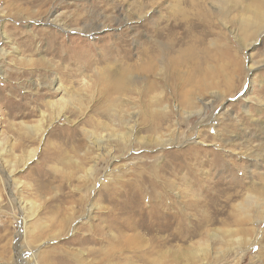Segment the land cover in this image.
Here are the masks:
<instances>
[{
    "label": "rangeland",
    "instance_id": "1",
    "mask_svg": "<svg viewBox=\"0 0 264 264\" xmlns=\"http://www.w3.org/2000/svg\"><path fill=\"white\" fill-rule=\"evenodd\" d=\"M249 1L0 0V264H28L29 253L32 264H264V215L240 214L233 225L241 197H227L252 186L244 176L230 182L250 161L229 152V141L264 144V28L241 23ZM142 3L148 15L138 19ZM171 11L198 21L177 30L175 52L164 31L156 74H146L158 37L150 23L158 27L159 12ZM116 63L144 83L107 99L100 80ZM66 88L82 99L69 101ZM128 130V145L110 138ZM257 152L264 156V147ZM254 171L261 187L264 158ZM173 186L197 193L208 218L190 213ZM204 219L212 233L231 235L192 236Z\"/></svg>",
    "mask_w": 264,
    "mask_h": 264
},
{
    "label": "bare ground",
    "instance_id": "2",
    "mask_svg": "<svg viewBox=\"0 0 264 264\" xmlns=\"http://www.w3.org/2000/svg\"><path fill=\"white\" fill-rule=\"evenodd\" d=\"M140 2V1H139ZM141 3V2H140ZM145 4H147V3H145ZM145 4H143L142 3V5H140V15H138V19H142V16L143 15H148V9H147V5L145 6ZM151 4V3H150ZM245 6L246 7H243V10L245 11V16L243 17V19H242V21H241V23L243 24V25H245L246 27H248V26H250L252 29H255L256 31H260L261 29H263L264 28V7L261 5V2H260V0H250L249 2H247L246 4H245ZM149 8V7H148ZM169 8H171V9H175V6L174 5H172V4H170L169 5ZM139 14V13H138ZM135 15V14H134ZM183 15V14H182ZM180 16V18H179V16H178V14L176 15V13H173L172 11H171V15H167V14H164V13H161V12H159V17H158V19H157V25H158V27H154L153 25H155L154 23H150V27H149V31L151 30H158V37H154L155 39L153 40V42H151V43H153V46H152V48H151V51L154 53V56H152V55H150L149 54V52H150V50H149V52H148V62L146 61V64H147V66H149V67H147L146 68V66H145V69H143V71H145L146 72V74H152V75H155L156 74V72H155V69H157L156 67H155V65H153V64H156V63H158V60H159V57H161V53H163V51H164V49H161V46H162V39H161V37L163 38V36H164V31H166V33H169V35L167 36V38L169 39V40H172L173 38H175V39H178L177 37L178 36H176L177 35V30L178 29H180V28H186V27H188V28H191V27H193V26H195V24H196V21H198V20H195V18L194 19H191V20H189V18H188V16L187 15H185V13H184V15L183 16ZM145 17V16H144ZM125 18V17H124ZM127 18V17H126ZM133 20H134V18H133ZM130 21V20H129ZM52 22H54V24L57 26V27H59V28H61V29H63V30H66L62 25H60V24H58V22H61L60 20H57V18L55 17L53 20H52ZM151 24H153V25H151ZM72 31H75V32H78V33H84L85 31H84V29H82V28H78V29H76L75 30V28H74V30H71V31H69V32H72ZM154 32H156V31H154ZM153 32V33H154ZM3 38V37H2ZM4 38H5V41H7L6 43H8V39H7V37L4 35ZM174 40V39H173ZM172 40V41H173ZM178 40H175V42L173 41V43H174V45L172 46V50L175 52L176 51V42H177ZM11 43V42H10ZM150 43V44H151ZM166 43V42H165ZM172 44V43H171ZM161 45V46H160ZM149 47V46H148ZM148 47H147V49H148ZM3 48V47H2ZM14 48V47H13ZM171 49L169 48V50L168 51H170ZM171 50V51H172ZM5 51H6V49H5ZM2 52V51H1ZM18 52V51H17ZM9 53V52H8ZM172 53V52H171ZM6 54V53H5ZM147 55H145V56H147ZM115 62V61H114ZM114 62H112L111 61V64H113ZM32 63V62H31ZM34 63V62H33ZM30 64V63H29ZM38 64V63H37ZM43 65L44 66V61L43 62H41L39 65ZM46 64V63H45ZM160 64V63H159ZM32 65H35V64H32ZM41 65V66H42ZM118 64L116 63L114 66H111L110 65V67H108L107 69H103L104 70V72H103V74H102V76H103V79H101L100 80V83H101V85H102V92H103V95H104V97L105 98H107V99H109V98H111L113 95L116 97V96H119V98L120 97H122L123 95H125V93H128L129 91L131 92V91H133V88H135V87H139V86H137V82H139L140 81V83L142 84V83H144V81H143V78H141L140 76L139 77H136V78H134L135 76H133V71L131 70L130 71V69H128V71H129V73L131 74V75H129V74H127V73H124V74H121L120 72H119V70L117 69L118 68ZM161 66V65H160ZM159 66V67H160ZM158 71H160V72H162V67H160V69L158 68ZM30 73V72H29ZM119 75H121L122 77H120ZM131 77H129V76ZM124 77H126V78H128V79H124ZM111 79H112V81H111ZM49 87V86H48ZM62 84L58 87V89L57 90H62ZM65 89V88H64ZM207 89V88H206ZM137 91H138V89H136ZM65 91V93L67 94V96H68V98H69V101H71V102H79L81 99H82V97H81V95H79V94H77V93H75L74 92V94H73V91H69V90H67V88H66V90H64ZM129 92V93H130ZM142 92V91H141ZM62 93V92H61ZM65 94V95H66ZM118 98V99H119ZM68 101V102H69ZM106 101V100H105ZM108 101V100H107ZM110 101V100H109ZM108 101V102H109ZM114 101V99L113 100H111L110 101V103L111 102H113ZM50 102V101H49ZM115 102V101H114ZM109 103V104H110ZM51 104H53V103H51ZM50 104V105H51ZM122 105V104H121ZM124 106V105H123ZM50 107V106H49ZM130 107V106H129ZM52 108V107H51ZM54 108H56L57 109V107H54ZM55 109V110H56ZM106 110V112L107 113H109V111L111 110L110 109V106H106V108H105ZM136 109V108H135ZM133 110V109H132ZM202 111V110H201ZM200 111V112H201ZM58 113V116H57V119L59 118V117H61V110H58L57 111ZM121 112H122V110H121ZM131 112V111H130ZM123 113V112H122ZM199 113V112H198ZM28 114V113H27ZM30 114H32V113H30ZM42 114V113H41ZM116 114V120H118V121H120V124H123V126L126 128L127 127V122H129V121H127L126 122V120L127 119H125V118H123V117H120L121 115H119L117 112L115 113ZM118 116V117H117ZM151 116V115H150ZM125 117V116H124ZM130 117V119L132 120V119H134V118H137V116H136V112L135 113H131V115L129 116ZM129 117H128V119H129ZM119 118V119H118ZM251 118L253 119V116H251ZM47 119V118H46ZM40 120V119H39ZM43 120V119H42ZM45 121V120H44ZM48 121V120H47ZM50 121V120H49ZM115 121V120H114ZM252 122H256V120H251ZM39 123V122H38ZM136 123V122H135ZM215 123V122H214ZM44 124V123H43ZM46 124V123H45ZM91 124V123H90ZM48 125V124H47ZM47 125H44V126H47ZM251 125H253V123L251 124ZM133 126H134V124H133ZM214 126V125H213ZM26 127V129H28L29 131H39L40 133L42 132V131H44L45 129L42 127V125L40 126H34V125H26L25 126ZM133 128V127H132ZM25 129V130H26ZM247 129L250 131V129H249V127H247ZM233 130H234V126H232V127H229V126H227V131L228 132H231V133H233ZM22 131V130H21ZM108 131V130H107ZM250 132H252V131H250ZM19 133V132H18ZM86 133V132H85ZM116 133V132H115ZM135 133V132H134ZM264 133V127H263V132H262V134ZM23 134V133H22ZM107 134V133H106ZM244 134V133H243ZM85 135V134H84ZM133 135V132L132 131H126V132H120V133H118V134H114L112 137H110V138H115V137H118L119 138V140L121 141V142H123L125 145H128L129 144V140L131 139V136ZM21 136V135H20ZM88 136V135H87ZM101 136V135H100ZM92 137V136H91ZM96 138V137H95ZM98 138H103V137H98ZM107 138V137H106ZM160 138V137H159ZM139 139H142V141H143V138H139ZM95 140V142H94V144H96V142H98L99 140L98 139H94ZM109 140V139H108ZM158 140V139H157ZM254 138L253 137H250V136H247V138L246 139H242L241 140V138H239V139H237V140H234V141H229V144L227 145V147L229 148L230 147V149H228V151L229 152H233V153H236L237 155H240L241 157V159L242 158H244V159H248L250 162H249V164L248 163H245V167H238L237 168V171L239 172L238 173V175H235V174H233V173H230V175L228 176L229 178H231V180H230V182H235V183H237V182H239V180H240V176H244L245 178H247V179H249L250 180V182H251V187H250V189H248L247 191H244V189H242V191L241 190H235L236 192H234V194L233 195H231V196H227V197H230L232 200L234 199V198H238V197H241V199L239 200V201H237L238 203L237 204H235V203H233V204H235L234 206H233V204H232V213H231V223L233 224V225H237L238 224V221H239V217H240V214H242L243 216H245V217H251V218H253L254 216H256V217H260V214H263L264 215V184L260 187V186H258L257 184H256V182L254 181V177H256L257 176V174L255 175V171H254V168L255 167H257V166H259V164H260V162L263 160V158H264V156L263 155H261L260 153H258L257 151L259 150V148H263L264 147V144H259V145H262V146H258V149H255L252 145H251V142H253L254 143ZM160 141V140H159ZM102 142V141H101ZM107 142H109V141H107ZM139 143V142H138ZM244 143H247L248 144V146H247V148L246 149H244ZM87 145V144H86ZM108 145V144H107ZM106 146V145H105ZM91 147V146H90ZM89 148V147H88ZM103 148V147H102ZM255 149V150H254ZM84 150V149H83ZM90 151V150H89ZM99 151V150H98ZM103 150H101V152H102ZM107 152V151H106ZM29 153V152H28ZM59 153V152H58ZM64 153V152H63ZM79 153V152H78ZM108 153V152H107ZM55 155H57V154H55ZM61 155V154H60ZM100 156V155H99ZM64 158V157H63ZM67 160V159H66ZM65 159L62 161L65 165H69L70 163H68V161H66ZM77 161V160H76ZM96 160H94V162H95ZM98 162V161H97ZM83 163V162H82ZM63 164V165H64ZM86 165V164H85ZM79 167V166H78ZM94 167H95V163L90 167V169H88L87 171L90 173V174H92L93 173V171H94ZM97 167V166H96ZM11 168V167H10ZM79 168H81V170L84 168L83 166H80ZM61 169V168H60ZM59 169V170H60ZM63 169V168H62ZM85 170V169H84ZM81 172V171H80ZM95 172V171H94ZM195 171H193V172H191V174H193ZM75 174V173H74ZM191 174H189V175H191ZM263 176L262 177H260V179L264 182V174H262ZM63 176V175H62ZM69 176V175H68ZM67 176V177H68ZM186 176H188V175H186ZM184 177L183 178V182H184V184H186V186L188 187V188H190V187H192V185H191V182H190V180H189V178L188 177ZM66 179V178H65ZM68 179V178H67ZM95 179V178H94ZM81 180V179H80ZM202 181V180H201ZM181 182V181H180ZM84 184V183H83ZM93 186V185H92ZM180 187L181 186H179V188H178V186H173V188H177V189H180ZM256 188H260V189H256ZM180 191H183L182 189H180ZM213 191V190H212ZM222 192V191H221ZM220 191H218L216 194H214V196H215V198H216V196L217 195H219L220 193H221ZM225 193H229V192H227L226 190H224L221 194H225ZM179 195V194H178ZM197 195V193H194V192H192V191H188V192H186V191H183V196H182V199H183V201L184 202H182V203H185L187 206H188V208H189V210H190V213H192V208H195L196 210H198L199 211V214L201 215V217H207L208 218V216H206V214L208 213L207 211H206V209H204L203 208V206L202 207H199L198 206V201H199V199H197L196 200V198H194L195 196ZM230 195V194H229ZM258 196H260L261 198H259ZM218 197V196H217ZM219 197H221V196H219ZM193 198V199H192ZM230 198H228L229 200H230ZM192 199V200H191ZM220 199V198H219ZM261 201V202H260ZM205 202V201H204ZM208 202V201H207ZM207 202H205L206 204H207ZM184 204V205H185ZM227 205V204H226ZM225 208V207H224ZM224 208H221V210L219 211V214H222L223 212H225V210H224ZM219 209H220V207H219ZM186 210V209H185ZM215 210V209H214ZM188 211V210H187ZM186 211V212H187ZM194 212V211H193ZM177 214V213H176ZM191 215H193V217L195 216V218L196 217H198V214H191ZM186 215L185 214H179V218H180V220H183V217H185ZM198 219V218H197ZM210 219V218H209ZM209 219H204L203 221H201L200 222V220H199V227L201 228L200 230L199 229H194L193 228V230H192V236H194V237H201L202 239L203 238H206V237H212V238H215V239H217V238H220L222 235H224L225 236V234H229V235H231V233H232V231H227V232H225V233H222L221 235H219V234H216V233H212V230L211 229H209L208 227L210 226V224H211V220H210V222H209ZM262 219V218H261ZM66 220V219H65ZM64 221V220H63ZM25 222H26V218H22V224H25ZM177 222V221H176ZM182 222V221H181ZM231 223H229V224H231ZM197 224V223H196ZM178 226V225H177ZM193 227V226H192ZM212 228V227H211ZM24 230L25 229H23V236L22 237H24ZM220 230H221V228H220ZM217 232H218V230H217ZM141 238V237H140ZM112 240V239H111ZM187 240V239H186ZM125 241V240H124ZM123 241V242H124ZM134 241V240H133ZM135 241L137 242V241H139V238L138 239H135ZM143 241H145L144 240V238H143ZM113 242V241H112ZM126 242V241H125ZM199 242H202V243H200V245H202L203 244V242L204 241H199ZM235 242H237L238 243V246H240V247H242L244 244H243V242L241 241V238H237L236 239V241ZM132 243V241H130V240H128L127 241V245L129 244H131ZM138 243V242H137ZM136 243V244H137ZM143 243V242H142ZM135 244V245H136ZM113 245V244H112ZM124 245V244H123ZM144 245V244H143ZM143 245H141L142 247H143ZM117 246V245H116ZM121 246V245H120ZM144 246H146V245H144ZM204 246V245H203ZM205 246H207V244L205 245ZM135 248V247H134ZM140 248V247H139ZM209 249V248H208ZM199 250V249H198ZM201 250V249H200ZM112 251H115L114 249H112ZM193 252V251H192ZM197 252V251H196ZM201 252V254H203V255H205V254H207L208 253V250H206V249H204L203 248V250L202 251H200ZM113 253V252H112ZM30 254V261H29V263L28 264H32V262L34 261V258H36V254H33V253H29ZM196 254V253H195ZM193 255H194V253H193ZM109 256V255H108ZM77 258V257H76ZM110 259V258H109ZM23 260H24V257H23ZM21 261L20 263L21 264H27L26 262L27 261ZM75 260V259H74ZM77 260H78V258H77ZM146 261V260H145ZM78 263L79 264H83V262H82V260H78ZM154 263H155V261H154ZM156 263H158V262H156Z\"/></svg>",
    "mask_w": 264,
    "mask_h": 264
}]
</instances>
